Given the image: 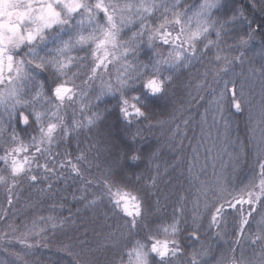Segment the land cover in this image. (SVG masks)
<instances>
[{"label": "snow or ice", "instance_id": "snow-or-ice-1", "mask_svg": "<svg viewBox=\"0 0 264 264\" xmlns=\"http://www.w3.org/2000/svg\"><path fill=\"white\" fill-rule=\"evenodd\" d=\"M220 6V0H202L199 4H188L187 0H0V172L6 173L0 175V185L5 187L8 203H12V191L24 183L58 180L69 167L82 177L81 165L86 166L85 171L91 167L87 152L81 151L73 163L70 153L61 160L65 154L53 152L52 145L58 148L70 131L94 125L100 119L97 112L84 115L99 106L91 101L84 103L93 93L98 102L103 96L114 95L116 108L131 126L135 117L150 119L153 102L168 95L180 69L194 60L202 61L214 48L217 54L211 58L213 66L206 68L205 76L221 72L227 75L234 63H243L244 52L231 59L219 54L228 31L226 25L237 21L248 25L242 36L237 33V45L229 46V51L246 48L257 34L264 40V0H251L249 5L261 14L259 22L249 20L244 7H233V15L226 20L214 19L213 10ZM213 35L216 39H210ZM141 55L145 57L143 61ZM261 55L264 56V48ZM253 76L264 82V63L248 69V77ZM78 80L80 84L76 83ZM216 103L224 119L226 110L242 113L251 101L245 95L243 82L237 84L228 79L223 81ZM75 105L83 117L80 120L76 119ZM188 123L185 119L184 124ZM259 123L264 124V100ZM58 131L63 134L60 141L56 139ZM260 143L264 144V139ZM121 158L136 162L141 155L136 150L121 152L117 163ZM188 170L191 172L192 166ZM152 183L155 184V177ZM93 187L96 191H90ZM52 188L53 184L47 183V189ZM78 191L81 195H73V199L85 208L96 209L106 202L122 221L99 225L106 229L104 240L111 244L103 264H209L210 250L203 244L189 252L179 240L169 238L181 231L180 219L174 217L171 224L155 225L157 218L147 194L142 197L139 189L130 186L123 169L117 174L110 166L98 180H83ZM227 197L219 195L208 208V227L226 228V216L231 212L233 220L238 221L233 232L238 233L237 246L247 240L258 245L259 252L254 250L249 258L242 248L238 256V249L231 248L232 254H222L216 264H264V150L257 151L250 174L227 191ZM56 208V204L51 205L52 211ZM71 215L69 211L64 218L39 216L31 226L23 225L18 242L24 254H31L37 246L29 240L62 228ZM257 216V231L252 233ZM87 232L85 226L84 239L61 242L59 250L72 258V264H101L96 252L105 244L90 247ZM161 233L165 238H159ZM141 234L143 242L133 240ZM190 236L199 241V227ZM17 260L23 258L17 254Z\"/></svg>", "mask_w": 264, "mask_h": 264}, {"label": "trees", "instance_id": "trees-1", "mask_svg": "<svg viewBox=\"0 0 264 264\" xmlns=\"http://www.w3.org/2000/svg\"><path fill=\"white\" fill-rule=\"evenodd\" d=\"M200 1L187 0V3L198 4ZM222 1L225 2L226 13L219 17L221 21L233 15V7H244L246 9L244 14L249 20L259 22L262 19L259 11L250 8L251 0ZM231 26L227 35L222 38L220 48L224 51L219 53L222 56L228 52L225 46L235 48L237 33L242 36L248 27L246 21L241 23L237 21ZM228 42L232 44L228 45ZM262 48L264 40L257 34L256 38L249 42L246 51L248 56H251L249 64L234 63L233 70L227 75L222 72L221 76L225 80L234 79L237 84L243 82L245 95L251 101L245 105L242 113H236L235 109L226 110L224 119L217 111L216 103L222 85L220 83L217 87L213 85L209 88L210 83L214 84V75L205 76L206 68L213 66L210 60L217 54L215 48L202 61L194 60L187 68L179 70L176 85L169 88L168 95L153 102L149 120L135 117L129 126L116 108L117 99L112 94L103 96L99 102L95 100L94 93L85 99L84 103L91 101L92 104L98 103L99 106L91 108L84 115L91 116L93 112H97L100 119L96 120L94 125L70 131L68 136L63 137L58 148L55 144L52 145V150L65 154L61 155V160L67 159V154L70 153L73 163L76 162L75 157L81 151H85L88 153L91 167L85 171L86 166L81 165L82 177L76 176L69 167L58 180L38 184L24 183L12 191L11 204L8 203L5 187L0 185V264H23V261H27L28 264H72V258L59 250L61 242L67 243L69 238H73L74 241L76 238L84 239L85 226L88 228L87 240L90 247L96 248L98 244H105V248L96 252V258L103 264L111 244L104 240L103 232L106 229H101L99 225L122 223L120 216L110 211L111 204L105 202L96 209L85 208L82 202L73 199V195L76 197L81 195L78 189L82 186L83 180H98L110 166L117 174H121L123 169L127 173L130 186L139 189L142 197L147 194L154 217L157 218L155 225L171 224L174 217L180 219L181 231L176 237L169 238L179 240L189 252L193 248L199 249L203 244L210 250L207 257L209 264H216L222 254L231 255L229 251L231 248L238 249L237 256L240 248L249 258L254 250L258 253L259 246L250 241L244 240L240 246L235 243L238 233L233 234L234 224L238 221L233 220L231 212L226 216V228L210 229L208 208L219 195L228 198L227 191H231L250 174V169L256 162L257 151L264 150V144L260 143L264 139V125H258L261 102L264 100V82L258 76L248 77L250 67L259 68L262 64L258 61L264 59L259 52ZM241 50L242 48L230 52L236 54ZM144 59L145 57L141 55L140 60ZM219 79L220 76L217 78L218 82ZM76 83L80 84V81ZM197 85L202 87L198 88ZM73 107L76 108V119H82L78 105ZM185 119L189 120L187 126L184 124ZM253 120L255 123L252 125ZM216 124H219V130L213 134ZM137 132L140 133L139 136L133 139ZM62 135L57 132V141H60ZM132 150L139 152L141 160L132 162L121 158L117 163L119 153ZM2 166L0 162V167ZM190 166L191 172L188 170ZM0 175L6 173L0 172ZM138 176L141 179L138 180ZM47 183L53 184L51 191L47 189ZM90 191H96V188L93 187ZM53 204L57 205L55 211L51 210ZM60 204H63L62 208L59 207ZM69 211L72 213L71 218L62 228L56 231L49 230L43 237L38 236L29 240V243L37 246L31 249V254H24L18 242V237L24 231L23 225L31 226L32 221L39 216L68 217ZM259 220L260 217L257 216L250 229L252 233L257 231L256 222ZM197 227L199 241L190 236ZM12 228L17 231L14 233ZM93 228L101 235H97ZM218 231L221 233L219 236L216 234ZM159 238H165L163 233ZM133 240H142V234L133 237ZM17 254L23 260H17Z\"/></svg>", "mask_w": 264, "mask_h": 264}, {"label": "rangeland", "instance_id": "rangeland-1", "mask_svg": "<svg viewBox=\"0 0 264 264\" xmlns=\"http://www.w3.org/2000/svg\"><path fill=\"white\" fill-rule=\"evenodd\" d=\"M200 2H202V0L200 1ZM199 2V3H200ZM198 3V4H199ZM224 3L225 2H223L222 0H220V4H221V6L218 8V9H214L213 10V13H212V15H213V18L214 19H219V17H221V16H223V15H225V13H226V7H225V5H224ZM229 17H231L230 15L228 16V18ZM228 18H225V20L226 19H228ZM223 21V20H222ZM242 21H240V23H241ZM230 27H232L231 26V23L230 24H228V27H227V25H226V29L229 31L231 28ZM210 39H216V37L213 35L212 36V38L210 37ZM232 44V42H228V45H231ZM227 49H229V47H227V46H225V50H227ZM224 51V50H223ZM246 51H248V45H247V47L246 48H242V50H241V52H244V59H243V62H246V65H248L249 63H248V61L250 60V58H251V56H248V54L246 53ZM259 52H262V50H260ZM224 53V52H223ZM221 56H222V54H220ZM225 55H227V56H229V59H231L232 57H234V56H237V55H239V53H236V54H232L229 50H228V52L225 54ZM257 58H259V56H257V55H255ZM259 62H261V63H264V59H262V60H258ZM202 63V62H201ZM236 63H239V62H236ZM248 63V64H247ZM245 64V63H244ZM222 72L221 73H219L218 75H214L213 76V81H214V84H209V88H211L213 85H215L216 87L217 86H219L220 85V83H221V85H222V87H223V81H225V79H223L222 78ZM218 76H220V79H219V82L217 81V78H218ZM221 79H222V82H221ZM227 80V79H226ZM262 85H263V83H262ZM229 87H231L230 85H229ZM262 89H263V87H262ZM252 122V125H253V123H255V121L253 120V121H251ZM258 125H264V124H260V123H258ZM219 124H216L215 125V129H214V132H213V134H215L219 129ZM259 133L258 134H260V129H259V131H258Z\"/></svg>", "mask_w": 264, "mask_h": 264}]
</instances>
